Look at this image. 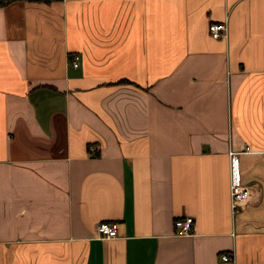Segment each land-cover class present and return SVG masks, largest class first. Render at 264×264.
<instances>
[{
  "label": "crops",
  "instance_id": "1",
  "mask_svg": "<svg viewBox=\"0 0 264 264\" xmlns=\"http://www.w3.org/2000/svg\"><path fill=\"white\" fill-rule=\"evenodd\" d=\"M0 264H264V0L0 6Z\"/></svg>",
  "mask_w": 264,
  "mask_h": 264
},
{
  "label": "built area",
  "instance_id": "2",
  "mask_svg": "<svg viewBox=\"0 0 264 264\" xmlns=\"http://www.w3.org/2000/svg\"><path fill=\"white\" fill-rule=\"evenodd\" d=\"M209 32L213 38H226L228 36V22H214L209 25ZM80 59L79 55H76L72 64L74 66H78V61ZM91 152L95 151L94 147L90 148ZM231 185H230V205L232 211H238L239 209L248 205V202L251 199L253 194V187H258L257 183L252 185L243 184L241 181L238 180L237 176L234 174L231 175ZM175 229L176 234L180 235H191L194 230V218L185 217V218H177L175 220ZM121 223L114 222V221H102L99 222L97 225V237L101 239L105 238H117L119 236V228ZM221 258L224 261H233L234 257L229 254H222Z\"/></svg>",
  "mask_w": 264,
  "mask_h": 264
},
{
  "label": "trees",
  "instance_id": "3",
  "mask_svg": "<svg viewBox=\"0 0 264 264\" xmlns=\"http://www.w3.org/2000/svg\"><path fill=\"white\" fill-rule=\"evenodd\" d=\"M14 1H26V0H0V6H6L8 4H11V2H14ZM28 1H33V2L45 1V2H49L51 0H28Z\"/></svg>",
  "mask_w": 264,
  "mask_h": 264
}]
</instances>
